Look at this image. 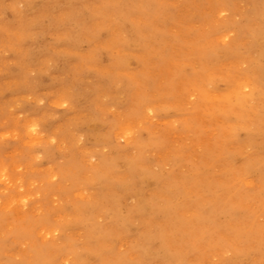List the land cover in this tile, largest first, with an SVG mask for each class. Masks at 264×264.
I'll list each match as a JSON object with an SVG mask.
<instances>
[{
    "label": "rangeland",
    "instance_id": "1",
    "mask_svg": "<svg viewBox=\"0 0 264 264\" xmlns=\"http://www.w3.org/2000/svg\"><path fill=\"white\" fill-rule=\"evenodd\" d=\"M182 1L174 2L181 19L196 13L216 25L232 20L234 25L242 24V27L230 31L225 42L217 38L215 47L205 50L204 80L197 79L198 87H190V92L183 93L182 101L177 104L153 101L130 117L126 116L128 108L123 102L108 107L105 113L128 132L114 140V148H95L89 144L90 137L79 135L72 139L63 129L45 126L42 119L47 120L53 114L41 111L38 114L28 109L30 103L53 109L44 94L42 97L20 94L0 113L6 122L0 125V244H4L0 264L10 261L23 264L37 241L66 246L58 256L59 264H73L76 257L86 260V264H98L94 249L102 244L95 243L94 249L82 246L86 231L78 222L77 205L88 203L95 193L87 180L101 155L112 159L121 170L120 176L111 180L110 189L119 195L116 207L120 221L124 222L109 226L108 230L115 228L111 243L114 246L115 242L117 255L126 257L125 264H264L261 244L264 242V185L260 181L264 172V97L257 96V84L253 83L256 78L252 75L253 68L264 62L261 58L264 39L251 42L243 28L247 23H257L264 0H234L236 6L229 9L217 7L216 3L222 0H199L195 8ZM181 28L180 23L172 22L175 32L181 33ZM210 77L215 78V83L208 82ZM2 86L5 84L0 80ZM65 87L63 99L72 91ZM239 96H248L249 100L239 105L236 102ZM69 107L71 104L67 102L54 109L61 113ZM188 121L190 125L193 122L196 131L185 128ZM91 128L98 133L106 129V123L91 124ZM31 130L35 135L33 140ZM150 132L163 135L164 145L144 150L141 168L125 169L124 165L139 151L138 140ZM73 154L85 166L75 186L62 180L60 170V165ZM192 166L197 167L198 186L208 187L207 200L196 198L198 207L196 201L185 205L180 195L166 199L173 185H164L163 181L184 179ZM49 180L56 183L55 189L48 185ZM234 184L245 194L236 198L232 192ZM183 186L192 199L197 193L202 195V191H197L199 187L192 188V193L189 184ZM70 188H74L73 194L62 193ZM148 193L155 197L161 195L157 199L160 207L156 216L150 215L152 209L143 202ZM235 201L238 202L234 207ZM229 205L232 216L225 218L221 212ZM206 207L211 210L205 215V221ZM110 208L109 204L107 209ZM166 210L179 219L193 221L196 227L209 229L216 223L222 226L210 234L211 244L197 232L192 238L194 243L187 236L181 242L165 243L167 248L156 238H150L145 244L139 238L141 224L150 217L162 222ZM236 216L238 220L230 218ZM108 221L107 216L98 219L101 226L108 225ZM252 223L261 227L260 233H252ZM20 229L30 235L18 236ZM237 229L244 235L237 236ZM259 234H263L262 239L258 238ZM224 235L227 243L219 242Z\"/></svg>",
    "mask_w": 264,
    "mask_h": 264
},
{
    "label": "bare ground",
    "instance_id": "2",
    "mask_svg": "<svg viewBox=\"0 0 264 264\" xmlns=\"http://www.w3.org/2000/svg\"><path fill=\"white\" fill-rule=\"evenodd\" d=\"M233 1L222 0L216 5L223 9L234 8L236 3ZM174 2L175 0H0V80L5 84L0 87V113L20 94H36L38 97L44 94L53 109L39 108L33 103L28 105V109L38 114L40 111L53 114L47 120L42 119L45 126L63 129L64 134L72 139L79 135L90 137L92 142L89 144L95 148H114V140L119 136H126L128 132L121 127V123L105 113L108 107L123 102L128 108L126 116L130 117L139 114L153 101L177 104L182 101L180 98L183 93L190 92L192 87H198L197 79L204 80L205 50L215 47L217 38L225 42L230 31H237L242 27V24L234 25L232 20L216 25L211 19L200 18L196 13L192 15L195 18L181 19ZM198 2L199 0H183L182 4L195 8ZM20 4L22 7H19ZM172 22L182 25L181 33L172 29ZM243 28L247 30L251 42L263 41L264 9L259 12L256 24L247 23ZM261 58L264 61V55ZM252 75L256 78L253 83L257 84V96L264 97V62L260 61L253 68ZM212 78L207 79L208 82L215 83V78ZM65 86L72 91L68 98L63 99L62 89ZM244 100H249V97L236 98L239 105ZM67 102L71 104L67 111L59 113L54 109ZM98 122H105L106 129L95 133L91 124ZM5 123L0 116V125ZM190 123L192 125L189 121L185 123L189 124L185 128L196 131L193 122ZM33 130L30 135L32 140L35 137ZM165 141L163 135L155 132L139 139L136 143L139 147L137 155L129 159L124 168H141L143 151L153 146L162 147ZM196 168L192 166L191 173L184 179L163 181L164 185H173L166 199L180 195L185 205L196 201L198 207V199L207 200L208 187L206 184L198 186ZM60 170L62 180L75 186L85 166L73 154L60 165ZM120 173V168L112 159L101 155L98 164L90 169V178L87 180L88 185L94 186L95 193L88 203L77 205L78 222L86 231L82 246L94 249L95 243L102 244L94 249V254L99 257L98 264H125L126 260L125 256L117 255L115 242L114 246L111 243L115 228L108 230L109 226L124 222L120 221L116 207L119 195L110 189L111 180L119 177ZM208 175L207 171L206 176ZM260 181L264 185V172ZM47 183L55 189L56 183L51 180ZM184 183L189 184L191 189L197 190L199 187L200 190L197 191H202V195L197 193L192 199L187 187L182 188ZM232 188L236 198L245 194L238 184H234ZM159 191L163 193L161 189ZM74 192V188H70L62 193L70 195ZM157 199L160 200L161 195L155 197L148 193L143 197L147 208L152 209L151 216L159 213ZM237 202L233 203L234 207ZM109 204L112 208L108 210ZM210 208L206 207L203 211L205 221ZM165 212L162 222L150 217L141 224L139 238L145 240V244H148L150 238H156L167 248L165 243L181 242L187 236L194 243L192 238L196 232L211 244L210 234L222 226L216 223L214 228L196 227L193 221L179 219L168 210ZM232 212L229 205L222 210L221 215L227 218ZM103 216L109 217L108 225L101 226L98 222ZM230 218L239 219L237 216ZM250 228L252 233L261 231V227H257L255 223ZM235 232L237 236L244 235L241 229ZM17 234L30 235L25 229L18 230ZM259 237L262 239L263 234H259ZM227 241L225 235L219 239L221 243ZM38 242L31 247L30 256L23 262L59 264L58 256L66 246ZM261 244L264 245V242ZM3 245L0 244V250ZM5 263L14 264L11 261ZM73 264H86V260L76 257Z\"/></svg>",
    "mask_w": 264,
    "mask_h": 264
}]
</instances>
